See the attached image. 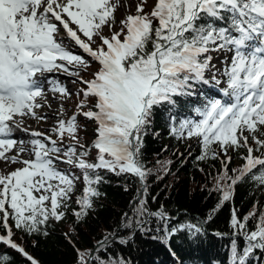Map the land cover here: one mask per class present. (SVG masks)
Listing matches in <instances>:
<instances>
[{
    "label": "snow or ice",
    "instance_id": "1",
    "mask_svg": "<svg viewBox=\"0 0 264 264\" xmlns=\"http://www.w3.org/2000/svg\"><path fill=\"white\" fill-rule=\"evenodd\" d=\"M121 7L128 14L117 23ZM212 53L221 60L219 67ZM93 64L97 67L86 79L82 73ZM58 73L73 77L79 89L70 92ZM200 84L214 85L221 95L198 92ZM46 93L65 101L75 95L76 110L68 119L59 118L61 103L50 129L30 130L24 118L48 119L39 111L51 107ZM197 94L203 99L190 109L195 118L177 122L173 109L178 98ZM161 107L169 113L173 136L197 138L202 150L197 159L222 157V170L214 177V190L220 193L216 210L233 199L239 182L264 186V0H139L134 13L121 0H0V161L6 167L21 165L0 173V243L29 264H39L13 239V229L47 236L49 222L65 218L82 177L84 187L72 210L79 222L101 195V170L135 176L142 185L132 215L124 213L123 228L146 234L155 218L156 232L163 235L152 238L169 247L179 232L192 241L203 236V222L170 227L163 206L155 211L147 206L152 169L142 149L154 111ZM81 117L94 125L88 145L79 135L87 127L79 124ZM17 131L27 139L15 138ZM241 149L244 163L230 175L228 153ZM12 150L15 154L8 155ZM157 162L167 172L171 162ZM250 221H255L251 228ZM230 227L232 264H247L255 250L264 251V211L240 217L233 208ZM74 231L64 234L69 243ZM238 236L245 241L242 252ZM130 239L109 233L94 249H76L77 264H128L98 253L107 250L110 240L127 244ZM8 259L0 255V264Z\"/></svg>",
    "mask_w": 264,
    "mask_h": 264
},
{
    "label": "trees",
    "instance_id": "2",
    "mask_svg": "<svg viewBox=\"0 0 264 264\" xmlns=\"http://www.w3.org/2000/svg\"><path fill=\"white\" fill-rule=\"evenodd\" d=\"M150 2V0H149ZM211 74L206 73L210 78ZM198 92L209 96L211 91H217L214 85L197 86ZM203 97L199 94L193 97L178 98L177 108L173 114L180 118L194 117L190 111L193 105H199ZM85 124H82V126ZM171 122L166 108H157L154 111L152 124L148 134L144 137L142 156L147 167L152 169L148 177L147 206L149 210H158L161 206L171 217L169 226L186 222H203L204 235L195 241L189 240L185 232H179L168 242L170 247L153 236L163 235L157 233V222L152 218L151 232L141 233L134 229L122 227L124 213L132 215L131 208L137 199V191L142 188L139 179L132 175L116 176L101 170L104 182L99 185L101 195L93 198V207L79 222L76 221L72 210L77 208L76 202H70L66 209V216L62 221H50L48 235H26L13 229L14 240L22 245L39 264H77L76 249L90 250L97 247V241L109 233H118L121 237H131L127 244L110 240L107 250L98 255L104 260L123 259L128 264H232L231 240L233 229L230 227L231 210L236 209L237 214L243 217L250 211H264V186H258L250 180L239 182L234 188V197L225 202L218 210L216 206L220 193L214 190V177L222 170L221 160L211 157L199 160L201 146L197 138H191V154L180 158L176 152V145L181 143L170 133ZM94 127L93 123L87 128ZM83 130L80 138L83 142L88 139L89 133ZM184 149L189 148L186 142ZM213 147H216L213 145ZM232 155L228 164L231 169H238L244 163L241 155L244 150L229 151ZM259 155V153H254ZM95 156L90 153V160ZM167 162L168 170L165 172L157 162ZM79 170H76V174ZM125 187L127 191H125ZM215 210V211H214ZM212 214L209 220L208 216ZM11 223V221H10ZM255 221L249 222L251 228ZM71 229L72 243L65 238V233ZM2 232L4 230L0 228ZM133 232L135 235L133 236ZM216 233H221L218 236ZM238 249L242 252L245 241L242 236L236 237ZM0 255L9 259L6 264H29L17 251L0 243ZM247 264H264V251L255 250L249 256Z\"/></svg>",
    "mask_w": 264,
    "mask_h": 264
},
{
    "label": "rangeland",
    "instance_id": "3",
    "mask_svg": "<svg viewBox=\"0 0 264 264\" xmlns=\"http://www.w3.org/2000/svg\"><path fill=\"white\" fill-rule=\"evenodd\" d=\"M138 2H139V0H121L122 4H124V5H129L130 4L131 5V12H133V13L135 12V5ZM149 3L151 4L152 0H150ZM127 14H128V9L126 7L119 8V10L116 13L117 23L121 19H123L124 16H126ZM104 31H105L106 34L108 33V29L107 28H105ZM76 51L79 52L80 50L76 49ZM212 55L214 57L213 63L216 64L219 67L221 65V60L220 59H216V53H212ZM223 55H224L223 53L220 54L221 58L223 57ZM96 67H97V65L93 64L91 69L89 70V72L87 74L82 73V75H85L86 79L89 78L91 71H94L96 69ZM56 75L60 79L61 83L65 84L67 86V88H68V90L70 92H73L74 90H78L79 89L80 85L78 83H76V84L72 83V80L74 79L73 77H68V76H66L64 74H59V73L56 74ZM220 95L221 94L218 92V90L217 91H211V93H210V96L219 97ZM46 98H47V103L50 104L51 107L50 108L49 107H44V108L40 109L39 111L41 113H46L48 115V119L45 122V121H37V120H35L33 118H24V119H27V120L30 121L29 124H26L24 122V126L28 127L30 130H36V131H40V132H45L46 130L50 129L53 126V124L55 123L56 119H57V116L55 114L60 111L61 103H63L64 113L59 118L68 119L75 112V110H76L75 106H76V103L78 102V99H79L75 95H73L72 97H70L66 101L62 100L58 95H57L56 99H53L51 93H46ZM79 124L82 126V124L89 125V124H92V123L85 121L84 118L81 117V118H79ZM86 132L89 133L88 139H87L86 142H83L82 140H81V142L86 144V145H88L94 139V127L87 128ZM49 134H51V133H49ZM81 134H83V131H81L79 133L80 136H81ZM19 135L16 133L15 134V138L27 139V136L25 134H19ZM190 140L191 139H188V138H181V143L176 145V147H175L176 149L175 150L178 153L180 158H186L187 156L188 157L190 156L191 149H192V144L194 142V141L190 142ZM186 142L188 143L189 148L184 149L183 145ZM14 154H15V150H12V151H10L8 153V155H14ZM91 154H92V156H95V151L93 150L91 152ZM228 155L232 157L230 152L228 153ZM23 157L24 158H28V154L27 155H23ZM219 159H222V157H219ZM20 166L21 165L17 164L14 167H11L12 168L11 170H13L16 167H20ZM58 167H60L62 169H65L68 166L63 164V163H60V164H58ZM8 168L9 167H5V165L0 161V169L6 170V171H4L5 174L7 173ZM11 170H9V171H11ZM0 173H3V172L0 171ZM77 175H80V173H78ZM83 187H84V184H83V179L81 177V180L77 181V183H76L75 192H74V195L72 197L71 202H76V197L81 194ZM0 234H2L1 230H0ZM13 239H14V237H13Z\"/></svg>",
    "mask_w": 264,
    "mask_h": 264
},
{
    "label": "bare ground",
    "instance_id": "4",
    "mask_svg": "<svg viewBox=\"0 0 264 264\" xmlns=\"http://www.w3.org/2000/svg\"><path fill=\"white\" fill-rule=\"evenodd\" d=\"M208 74H211V73H208ZM210 96V95H209ZM24 122L26 123V124H29V120H27V119H24ZM26 127V126H25ZM31 128V127H30ZM18 135L19 134H24V133H21V132H19V131H17L16 132ZM15 133V134H16ZM20 136V135H19ZM28 153H25V154H23V155H27ZM2 162V161H1ZM3 163V162H2ZM4 164V163H3ZM15 165H17V164H12L9 168H8V170H7V172L9 171V170H11L12 168L11 167H14ZM6 167V166H5ZM4 168V167H3ZM0 171H2L3 173H4V171H6V170H2V169H0Z\"/></svg>",
    "mask_w": 264,
    "mask_h": 264
}]
</instances>
